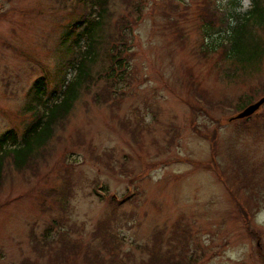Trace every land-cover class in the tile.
<instances>
[{"label":"rangeland","instance_id":"374dc122","mask_svg":"<svg viewBox=\"0 0 264 264\" xmlns=\"http://www.w3.org/2000/svg\"><path fill=\"white\" fill-rule=\"evenodd\" d=\"M74 5L0 0V135L22 133L36 79L56 87V68L69 57L59 38ZM109 5L103 33L108 46L126 34L127 73L109 81L114 91L102 100L94 95L107 77L96 74L41 154L23 172L5 165L0 264H85L83 251L98 252L96 264H264V105L234 119L264 96V60L244 76L226 74L231 61L208 47L218 36L206 39L202 28V7L214 16L206 1ZM249 6L242 0L243 12ZM53 220L79 242L69 262L49 261L56 230L47 235L52 251L41 254Z\"/></svg>","mask_w":264,"mask_h":264},{"label":"trees","instance_id":"16d2710c","mask_svg":"<svg viewBox=\"0 0 264 264\" xmlns=\"http://www.w3.org/2000/svg\"><path fill=\"white\" fill-rule=\"evenodd\" d=\"M109 1L76 0L73 17L64 26L59 38L60 48L69 57L56 68V87L49 91L44 77L36 79L22 109L28 120L22 133L18 135L14 129H8L0 135V188L4 181L5 165L10 161L17 172H23L24 168L41 154L39 151L54 138L55 128L64 124L81 93L88 91L89 87L98 81L96 74L104 73L108 82L104 85L111 89L106 88L101 95H94L97 100L105 99L109 92L114 91L115 85L110 84L109 81H123L118 79L117 75L122 73L125 77L128 70L122 57L125 55L123 49L126 47L124 40L127 36L119 30L120 26H116L120 36L119 45L108 46L111 36L103 33L105 31L103 25L112 15L109 13ZM203 1L208 2V9L214 16L209 19L205 8L202 7L201 18L204 21L202 28L207 36L206 39L212 35L218 36L217 42L210 43L208 47L209 50L221 48L225 59L231 61L230 70H227L226 74L230 72L240 77L246 75V71L250 68L257 71L264 60V36L260 34L264 29V0H250L249 9L244 12L242 0ZM126 5H129V2ZM120 20L127 28L129 21L124 17ZM202 50L206 52L207 48ZM97 64L100 65L99 69L93 73ZM68 75L71 77L68 78ZM226 77L233 79L227 75ZM253 101L254 98L249 97L243 106ZM243 106L239 105L238 108L243 109ZM60 195L57 196L58 202L64 205L68 198L66 195ZM43 207V211H46V207ZM65 208L66 205L62 206V212ZM62 217L65 218L64 215ZM63 228V222L59 224L53 220L45 229L47 250L42 251L41 254L52 251L53 240L49 239L53 236L47 238L48 232L56 230L57 235L54 241L59 243L53 256L49 258L50 262H55L57 259L69 262L80 252V249L76 247L79 242L69 243ZM92 238H98V229L93 232ZM35 242L40 244L38 241ZM83 253L85 254L82 258L83 263H100L98 252L83 251Z\"/></svg>","mask_w":264,"mask_h":264},{"label":"water","instance_id":"95a60500","mask_svg":"<svg viewBox=\"0 0 264 264\" xmlns=\"http://www.w3.org/2000/svg\"><path fill=\"white\" fill-rule=\"evenodd\" d=\"M264 104V97L260 98L257 102L247 106L241 111L234 119H244L253 115Z\"/></svg>","mask_w":264,"mask_h":264}]
</instances>
